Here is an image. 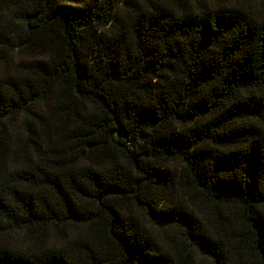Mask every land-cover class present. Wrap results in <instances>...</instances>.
<instances>
[{"label":"trees","instance_id":"16d2710c","mask_svg":"<svg viewBox=\"0 0 264 264\" xmlns=\"http://www.w3.org/2000/svg\"><path fill=\"white\" fill-rule=\"evenodd\" d=\"M0 264H264V0H0Z\"/></svg>","mask_w":264,"mask_h":264},{"label":"rangeland","instance_id":"374dc122","mask_svg":"<svg viewBox=\"0 0 264 264\" xmlns=\"http://www.w3.org/2000/svg\"><path fill=\"white\" fill-rule=\"evenodd\" d=\"M228 3L236 4L238 6H241L243 8H255L256 6V0H227Z\"/></svg>","mask_w":264,"mask_h":264}]
</instances>
